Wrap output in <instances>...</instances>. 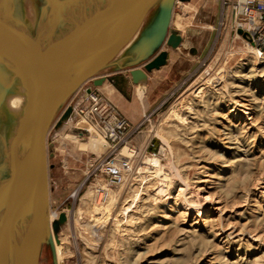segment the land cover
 <instances>
[{"label": "rangeland", "instance_id": "1", "mask_svg": "<svg viewBox=\"0 0 264 264\" xmlns=\"http://www.w3.org/2000/svg\"><path fill=\"white\" fill-rule=\"evenodd\" d=\"M225 11L175 1L181 43L163 46L144 133L126 147L111 152L75 114L91 78L58 126L56 114L46 141L51 221L66 216L60 264H264V20L253 42ZM112 72L98 90L113 102L107 81L125 83ZM112 157L127 160L120 182L105 170ZM38 259L52 264L48 245Z\"/></svg>", "mask_w": 264, "mask_h": 264}, {"label": "water", "instance_id": "2", "mask_svg": "<svg viewBox=\"0 0 264 264\" xmlns=\"http://www.w3.org/2000/svg\"><path fill=\"white\" fill-rule=\"evenodd\" d=\"M93 1L41 0L31 30L13 8L0 12V64L11 72L0 77V109L15 82L25 97L19 143L0 132V264H37L43 245L57 264L51 229L56 236L66 216L49 222L46 137L59 111L56 126L72 114L69 97L87 79L101 85L107 71L129 68L144 83L167 62L163 46L181 43L169 28L176 0H100L91 11Z\"/></svg>", "mask_w": 264, "mask_h": 264}, {"label": "built area", "instance_id": "3", "mask_svg": "<svg viewBox=\"0 0 264 264\" xmlns=\"http://www.w3.org/2000/svg\"><path fill=\"white\" fill-rule=\"evenodd\" d=\"M222 4L226 9L225 17L233 19L234 27L242 29L246 32V38L255 42L259 23L264 20V0H222ZM98 86L90 84L86 87L73 109L80 121L97 131L107 143H111L112 152L118 145L126 147L129 134L141 132L147 117L143 114L139 122L131 123L121 115L114 102L99 92ZM113 158L115 157L105 161V170L113 182H120L122 179L120 166L126 165L127 160H122L117 165Z\"/></svg>", "mask_w": 264, "mask_h": 264}, {"label": "bare ground", "instance_id": "4", "mask_svg": "<svg viewBox=\"0 0 264 264\" xmlns=\"http://www.w3.org/2000/svg\"><path fill=\"white\" fill-rule=\"evenodd\" d=\"M40 1L41 0H13L12 7H11L10 3H8V0H0V12L3 13L8 9L13 8L14 15L20 18L27 25V27L31 30L33 28V23L38 13ZM99 1L100 0H98L97 2L93 1V3H90L91 11H93L95 8H97V6H99V4H101V2ZM82 17L83 16H79L80 20H82L81 19ZM145 17L143 18L142 21L145 20ZM55 36L56 37L54 40H57L59 37L57 35ZM43 37H41L42 39L41 38H38V39L41 42H43ZM10 75H11L10 70L6 68V66L0 64V77L5 79L7 76H10ZM24 98L25 97H24L23 88L21 84L19 82H15L12 86V93L6 96L5 103L0 109V132L4 128L5 130H7V132L9 131V133H2V134H5V136H7L6 138L9 139V141L13 139L14 145H16V143H19V139H20L19 130H20L23 114H24ZM124 150L125 149H123V151ZM0 153H1V143H0ZM2 168H3L2 165H0V180H1V177H4V175L2 176L3 174ZM51 220H52L51 214L49 213L50 223L52 222ZM51 234H52L54 252H55V257H56V263L60 264V251H61L60 246L58 244L57 237H55L54 233L52 232V229H51ZM40 248H39V255L41 253ZM39 255H38V258H39ZM37 264H39V261H37Z\"/></svg>", "mask_w": 264, "mask_h": 264}, {"label": "crops", "instance_id": "5", "mask_svg": "<svg viewBox=\"0 0 264 264\" xmlns=\"http://www.w3.org/2000/svg\"><path fill=\"white\" fill-rule=\"evenodd\" d=\"M168 56L169 53L167 55V60ZM162 66L154 68L151 71H147V80L144 83L133 82L129 68L115 71V73L112 72L114 74H122L121 76L125 85L122 86L120 82H115L112 77L110 78L112 83L107 81L108 85L111 87L110 98H112L114 104H116L121 115L126 117L131 123L135 124L139 122L144 112L151 108V99L154 95L153 93L155 89L154 81L159 76ZM101 86L103 87V84ZM139 133L144 132L141 131Z\"/></svg>", "mask_w": 264, "mask_h": 264}]
</instances>
